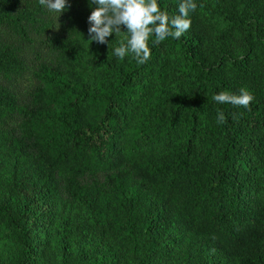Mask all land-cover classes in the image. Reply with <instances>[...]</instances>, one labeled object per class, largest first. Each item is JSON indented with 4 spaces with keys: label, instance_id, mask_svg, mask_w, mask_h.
Returning a JSON list of instances; mask_svg holds the SVG:
<instances>
[{
    "label": "trees",
    "instance_id": "trees-1",
    "mask_svg": "<svg viewBox=\"0 0 264 264\" xmlns=\"http://www.w3.org/2000/svg\"><path fill=\"white\" fill-rule=\"evenodd\" d=\"M69 3L0 0V264H264V0H195L144 64Z\"/></svg>",
    "mask_w": 264,
    "mask_h": 264
},
{
    "label": "clouds",
    "instance_id": "clouds-1",
    "mask_svg": "<svg viewBox=\"0 0 264 264\" xmlns=\"http://www.w3.org/2000/svg\"><path fill=\"white\" fill-rule=\"evenodd\" d=\"M38 2L60 15L71 7L69 0ZM89 4L90 7L95 5L88 17L89 41L109 46L108 37L124 35L114 54L121 60L131 54L138 64H144L151 58L150 45H158L169 37L179 39L189 30L191 13L197 9L195 0H181L178 14L170 17L161 10L158 0H89ZM121 26L126 27V31H122ZM213 99L220 104L248 109L254 96L250 90L242 87L239 94L225 90L214 95ZM225 122L223 110L217 109V123Z\"/></svg>",
    "mask_w": 264,
    "mask_h": 264
},
{
    "label": "rangeland",
    "instance_id": "rangeland-1",
    "mask_svg": "<svg viewBox=\"0 0 264 264\" xmlns=\"http://www.w3.org/2000/svg\"><path fill=\"white\" fill-rule=\"evenodd\" d=\"M263 196H264V193H263ZM45 264H49V262H45Z\"/></svg>",
    "mask_w": 264,
    "mask_h": 264
}]
</instances>
